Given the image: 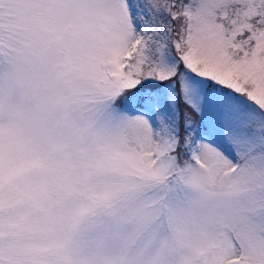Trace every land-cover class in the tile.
<instances>
[{"label": "snow or ice", "instance_id": "obj_1", "mask_svg": "<svg viewBox=\"0 0 264 264\" xmlns=\"http://www.w3.org/2000/svg\"><path fill=\"white\" fill-rule=\"evenodd\" d=\"M0 264H264V0H0Z\"/></svg>", "mask_w": 264, "mask_h": 264}]
</instances>
